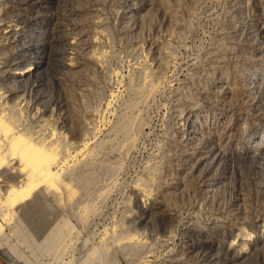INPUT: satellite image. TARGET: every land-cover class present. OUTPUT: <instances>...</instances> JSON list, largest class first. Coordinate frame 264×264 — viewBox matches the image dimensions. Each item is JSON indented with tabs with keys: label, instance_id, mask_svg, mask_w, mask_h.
<instances>
[{
	"label": "rangeland",
	"instance_id": "1",
	"mask_svg": "<svg viewBox=\"0 0 264 264\" xmlns=\"http://www.w3.org/2000/svg\"><path fill=\"white\" fill-rule=\"evenodd\" d=\"M121 110L141 128L95 154L116 174L71 209L45 194L73 230L64 262L264 264V0H0L1 165L54 172ZM1 215L0 264H55Z\"/></svg>",
	"mask_w": 264,
	"mask_h": 264
},
{
	"label": "bare ground",
	"instance_id": "2",
	"mask_svg": "<svg viewBox=\"0 0 264 264\" xmlns=\"http://www.w3.org/2000/svg\"><path fill=\"white\" fill-rule=\"evenodd\" d=\"M34 71L35 70H29L28 72H24L25 74L22 73L20 76L26 77L28 75H33L35 73ZM115 116L116 123L110 126L111 128H109L110 131H108L107 135L108 138L96 139L95 141L86 143L81 150L82 157L81 159L79 158L80 160L75 159L77 156H74L73 159H69V162H64V164L56 167L54 172L51 171L50 167H47L46 171L43 169V172L39 175L27 174L22 171L21 167L16 164L14 165L12 162L7 163V166L1 165L0 163V202L3 201L0 206V213L2 212L1 220L3 224L10 229L11 236L16 238L22 246L24 244V247L29 249L30 253L35 257V262L38 260L36 258L39 256L49 255L53 258L52 261H54L55 264H66L64 262L65 257H67L68 250L70 249L68 244L72 241L71 237L73 238L72 227L65 220L60 218V223L57 221V223L54 222L51 224V218L55 215L52 211L55 210H53L54 208L51 207L50 203L44 202L46 201L45 194L48 191L52 192L58 189L66 192L67 196L69 195L66 200L67 207L71 209L73 205H75V201L81 191L99 187L98 178L93 176L94 172L104 175L109 173H112V175L116 174L109 169L106 162V164L104 162L101 163L100 159L104 157L100 158L95 154L103 153V149L105 148L109 150L113 146L114 141L112 142V139L122 138L131 142L134 138L135 131L141 127L133 120L134 118H127L123 110ZM111 151L112 153L116 152L119 156L123 155L125 152L124 149L121 150L118 147L112 148ZM79 155L81 156V154ZM26 163H24V165ZM46 176L49 177L47 181ZM38 177H40V181L36 183L35 179ZM115 181L116 178L113 180L114 183L111 185L109 184L110 186L107 185L108 187L100 188L95 191L98 194H96L97 196L95 197L97 203L103 202L104 204V202L109 200L108 198L113 194L112 190L116 186ZM85 185H87V187L83 188L82 186ZM27 189H29L30 194H26ZM132 192H136V190L133 189ZM17 200L19 203L15 205L14 203ZM91 204L88 201L83 204L84 208L77 217L80 223L85 224L88 220V216L92 213L95 214L92 207L94 204ZM110 241L111 239L109 242ZM114 246L132 253L139 249H143L142 246L133 241H126L124 243L117 242ZM10 250L13 254L18 255L14 247H10ZM40 257L39 259H41ZM104 262L105 260L99 255L91 252L83 264H103Z\"/></svg>",
	"mask_w": 264,
	"mask_h": 264
}]
</instances>
